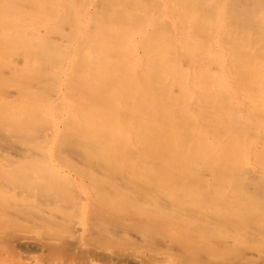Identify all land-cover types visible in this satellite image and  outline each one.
Segmentation results:
<instances>
[{
    "label": "bare ground",
    "instance_id": "bare-ground-1",
    "mask_svg": "<svg viewBox=\"0 0 264 264\" xmlns=\"http://www.w3.org/2000/svg\"><path fill=\"white\" fill-rule=\"evenodd\" d=\"M0 194L15 226L69 230L74 194L127 215L87 227L150 254L92 264H205V231L262 257L264 0H0Z\"/></svg>",
    "mask_w": 264,
    "mask_h": 264
},
{
    "label": "rangeland",
    "instance_id": "rangeland-1",
    "mask_svg": "<svg viewBox=\"0 0 264 264\" xmlns=\"http://www.w3.org/2000/svg\"><path fill=\"white\" fill-rule=\"evenodd\" d=\"M8 195L13 194H0L5 200L11 201ZM20 198L16 199L18 201H24L23 198H28V194H17ZM74 199L72 200L73 205L79 206L75 212H71V215H75V222L71 225L70 229H56L52 230L54 226L53 222H36L30 220L28 222L25 219H21V225H12L9 216L5 212L0 211V264H25V260L20 261L18 257L19 250L13 245L14 239L17 237L29 236L37 241L46 244L47 248L44 250L33 251L30 256L33 258L37 264L41 263L42 258L48 254L52 253L53 257L58 260H66L68 264H92L101 263L98 258L99 254L103 253H113L117 255H131L137 253L150 254V248L142 245L140 242L136 244H129L127 247L122 248L119 242L116 240L105 242L98 234L99 230L96 228H88L86 218H91L89 215L92 210H97L112 219L117 216L123 220H127V215L113 214L109 209V206L102 201L99 197L93 196L89 198V203L87 207H83L82 194H74ZM35 197L30 198V202L35 201ZM37 208L42 209V211H49L51 208L45 205L36 204ZM90 206V209H89ZM94 207V208H93ZM66 220H60L63 224ZM135 220H132L134 222ZM60 227H62L60 225ZM225 233V232H224ZM194 236L200 235L198 230H192ZM233 231L228 232L227 241L230 242V246H226L225 240L220 237H214L211 231H205L202 235L201 247L202 256L205 264H228L230 261L235 259V254L238 248L235 246V241L233 239ZM17 236V237H16ZM224 247L226 249L225 259L220 257V255L213 254L212 249H220ZM96 251L98 253H96ZM85 257V261H78V257ZM250 264H264V247H262V257L260 258H250Z\"/></svg>",
    "mask_w": 264,
    "mask_h": 264
}]
</instances>
